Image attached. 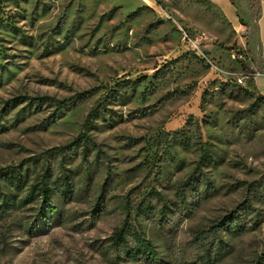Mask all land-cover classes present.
<instances>
[{
  "label": "rangeland",
  "instance_id": "374dc122",
  "mask_svg": "<svg viewBox=\"0 0 264 264\" xmlns=\"http://www.w3.org/2000/svg\"><path fill=\"white\" fill-rule=\"evenodd\" d=\"M242 34L209 0H0V264H264Z\"/></svg>",
  "mask_w": 264,
  "mask_h": 264
},
{
  "label": "crops",
  "instance_id": "0c3cea01",
  "mask_svg": "<svg viewBox=\"0 0 264 264\" xmlns=\"http://www.w3.org/2000/svg\"><path fill=\"white\" fill-rule=\"evenodd\" d=\"M242 32L254 86L264 96V0H209Z\"/></svg>",
  "mask_w": 264,
  "mask_h": 264
},
{
  "label": "trees",
  "instance_id": "16d2710c",
  "mask_svg": "<svg viewBox=\"0 0 264 264\" xmlns=\"http://www.w3.org/2000/svg\"><path fill=\"white\" fill-rule=\"evenodd\" d=\"M244 70L247 72L246 74L250 79L254 78L255 73L249 68L248 65L245 63L243 64ZM259 99L264 100V96L259 94ZM93 116V113H90L88 115V121L84 126V131L76 138V140L72 143L73 145L79 144L80 142H89L91 140V137L88 135L89 130V119ZM3 183H0V193L3 194V196L6 198L7 194L3 192ZM56 193V188L50 186L46 179L41 180L40 182L33 184L31 186L30 194H39L42 198L44 203L47 206V209L49 211H55L56 205L53 202V196ZM228 222L226 220H223L221 226L228 227L229 229H233L235 231H241L243 228V225L239 223V221H236V219H239V217L235 216L233 213L229 215ZM124 230L121 229L117 231L114 235V243L120 244L121 241H123L124 238Z\"/></svg>",
  "mask_w": 264,
  "mask_h": 264
},
{
  "label": "built area",
  "instance_id": "2783aa9c",
  "mask_svg": "<svg viewBox=\"0 0 264 264\" xmlns=\"http://www.w3.org/2000/svg\"><path fill=\"white\" fill-rule=\"evenodd\" d=\"M247 75V74H246ZM248 76V75H247Z\"/></svg>",
  "mask_w": 264,
  "mask_h": 264
}]
</instances>
